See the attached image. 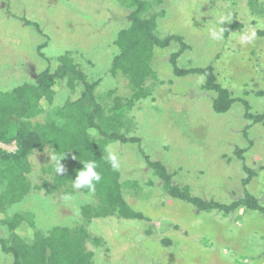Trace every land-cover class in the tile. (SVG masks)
<instances>
[{"label":"rangeland","instance_id":"1","mask_svg":"<svg viewBox=\"0 0 264 264\" xmlns=\"http://www.w3.org/2000/svg\"><path fill=\"white\" fill-rule=\"evenodd\" d=\"M129 4L123 0H0V90L31 81L46 67L55 68L56 57L71 51L88 79L100 78L98 93L113 92L109 102L129 98L128 80L106 74L118 52L114 39L127 24ZM150 14L156 17L157 37L180 36L188 46L177 59L179 68L212 64L218 82L234 98L247 102L251 113L264 111V0H162L145 17ZM220 16L229 20L221 25ZM209 28H223V37L213 40ZM253 29L254 41L241 45L239 36ZM178 48L171 42L153 50L150 66L155 78L145 85L148 97L137 100L127 115L131 135L141 140L146 155L165 166L172 184L187 187L191 195L229 204L247 192L264 206V126L246 130L250 123L243 118L245 108L239 102L226 113L215 114L214 94L201 88L200 77L174 75L168 59ZM54 90L57 106L65 95L61 86ZM0 147L15 151L14 144ZM109 147L119 158L121 180L136 183L127 188L124 198L143 219L91 221L87 231L102 242L87 244L93 252L91 264H264L261 213L242 207L230 213L199 211L167 195L138 147L119 143ZM236 149L244 150L242 160L235 157ZM28 161L29 178L38 185L41 170L52 156L47 150L37 151ZM243 164L252 171L246 184H242ZM53 195L47 196L43 189L31 191L7 215L23 213L43 232L74 226L76 220L82 221L79 207L92 202L90 195L77 191L70 201L61 192ZM0 264H11V257L0 251Z\"/></svg>","mask_w":264,"mask_h":264},{"label":"trees","instance_id":"2","mask_svg":"<svg viewBox=\"0 0 264 264\" xmlns=\"http://www.w3.org/2000/svg\"><path fill=\"white\" fill-rule=\"evenodd\" d=\"M123 1L130 3L131 10L126 17V26L114 39L118 52L112 57L106 74L112 78L121 75L128 80L132 90L129 98L115 97L109 102L113 92L98 93L100 78L88 79L71 51L56 57L55 68L46 67L33 80L11 90H0V144L15 146L14 152L0 147V214L3 215L0 225L4 230V235L0 236V251L11 257V264H91L93 252L87 244H102L100 238L91 237L87 231L86 226L91 221L109 217L143 219L124 198L127 188L136 187V183L121 180L119 170H113L107 160L106 149L112 143L138 147L144 164L172 199L186 202L199 211L230 213L242 207L264 216V206L247 192L240 199L224 204L202 200L191 195L187 187L173 185L172 175L165 166L146 155L141 149V140L131 135L127 115L137 100L148 97L149 90L145 85L155 78L150 66L153 50L163 49L171 42L179 47L168 59L174 75L200 77L203 80L201 88L214 94L211 108L215 114L226 113L235 102L242 103L245 108L243 118L250 123L247 130L257 124L264 126V111L251 113L247 102L234 98L232 92L218 82L212 64L185 69L177 66V59L188 46L180 36L157 37L155 15L145 17V13L162 0ZM23 22L27 26L33 25L27 20ZM56 85L62 87L64 93L61 94L65 97L54 106ZM45 111L50 113L39 120L38 116ZM44 150L49 151L52 162L42 168V181L37 185L29 178L28 158ZM243 152V149H236L235 157L242 160ZM57 158L65 168L63 173H56ZM89 161H95L96 171L102 177L94 193L87 188L76 190L72 187L78 171L83 170V164ZM242 169L246 174L242 184H246L252 177V171L244 164ZM39 189H43L47 196L61 192L63 197L77 191L90 195L92 202L79 207L82 221L76 220L74 226H54L43 232L38 231L31 218L23 213L7 215L12 206L20 203L31 191ZM27 227L32 228L31 236L18 234L17 229Z\"/></svg>","mask_w":264,"mask_h":264},{"label":"clouds","instance_id":"3","mask_svg":"<svg viewBox=\"0 0 264 264\" xmlns=\"http://www.w3.org/2000/svg\"><path fill=\"white\" fill-rule=\"evenodd\" d=\"M229 20V17L227 16H220L218 23L223 24L226 21ZM224 29L221 28L219 31H217L215 28H209L208 33L209 36L213 40L221 39L223 37ZM256 37V31L253 29L249 33L241 34L239 36V42L241 45H247L251 44ZM108 151L107 160L110 163L113 170H119L120 168V161L118 156L114 151H112L109 147V149H106ZM57 164L58 167L56 168V173H63L65 171L64 166L61 164V160L57 158ZM83 170L78 171L76 178L72 182V187L76 190L87 188L90 193L95 192V186L97 183H99L102 179L100 173L96 171V163L95 161H89L83 164ZM63 199L65 201H70L73 199V196L71 194H66ZM18 234H26L28 236L32 235V228L27 227L23 230L17 229Z\"/></svg>","mask_w":264,"mask_h":264}]
</instances>
